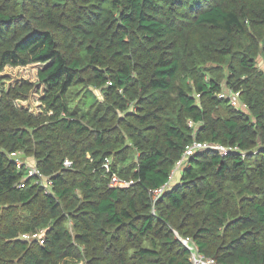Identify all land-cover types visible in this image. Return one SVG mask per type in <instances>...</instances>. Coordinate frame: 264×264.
Wrapping results in <instances>:
<instances>
[{"label":"trees","instance_id":"obj_1","mask_svg":"<svg viewBox=\"0 0 264 264\" xmlns=\"http://www.w3.org/2000/svg\"><path fill=\"white\" fill-rule=\"evenodd\" d=\"M259 60L264 0H0V84L43 66L1 92L0 264H192L179 237L264 264ZM38 85L36 115L17 103ZM194 143L228 152L194 153L173 184ZM18 153L52 185L19 188Z\"/></svg>","mask_w":264,"mask_h":264},{"label":"built area","instance_id":"obj_2","mask_svg":"<svg viewBox=\"0 0 264 264\" xmlns=\"http://www.w3.org/2000/svg\"><path fill=\"white\" fill-rule=\"evenodd\" d=\"M264 69V67H263ZM220 97L223 99H228V101L231 102V104L237 108L240 109V104L238 102V97L239 94L238 93H234V92H228V93H222L220 94ZM190 126L194 127L193 123L190 122ZM210 146L207 145H203V144H199V143H194V145H192L185 153L183 159L181 161H179L174 174L179 172V170L184 166L185 164V160L192 156L194 153L198 152V151H202L204 149H207ZM211 149H214L216 151H220L222 154H227L228 149H226L223 146H211ZM12 160H14L18 166L20 167H25V176H24V180L19 184V188L24 187V183L26 182V180L34 178V180L36 181L37 184H41L42 182H46L47 186H51L52 185V181L49 178H46L37 168L35 163H31L28 160V163H25L24 161H22V156L20 155V153L18 154H13L11 156ZM73 166V163L70 160H66L64 163V167L65 168H71ZM105 168L109 169V160L108 162L104 165ZM174 174L172 175V178L174 176ZM131 185V183L129 182H123L121 180H119L117 177H114L110 183V186L112 188H128ZM167 187V186H166ZM166 187H163L157 191L154 192V198L155 200H157L162 194L163 192H165ZM169 187V186H168ZM44 231H42L41 233L32 236V235H24L22 237V239L25 240H30V239H40L41 243H43V238H44ZM182 244L187 248V250L190 253V260L192 262V264H217L213 259L207 258L205 255H203L198 247L196 246V244L190 240V239H184L179 237Z\"/></svg>","mask_w":264,"mask_h":264},{"label":"rangeland","instance_id":"obj_3","mask_svg":"<svg viewBox=\"0 0 264 264\" xmlns=\"http://www.w3.org/2000/svg\"><path fill=\"white\" fill-rule=\"evenodd\" d=\"M259 67H264V62L259 60ZM43 66L41 65H30L27 67H6L5 70L1 73V76L4 78L0 84V99L2 96L3 91L7 90L8 88L14 87L20 84L23 81H30L33 83H38V71ZM42 89L38 85L37 89L32 94L30 100L28 101H19L17 104L22 108L29 109L32 113L38 115L40 111V99L42 98ZM22 155V153H20ZM22 161L28 163V159L22 158ZM29 162H33L30 159ZM35 163V162H34ZM179 172L174 174V179H177L173 182V184H177L179 181ZM41 186L47 187L46 182H42Z\"/></svg>","mask_w":264,"mask_h":264},{"label":"crops","instance_id":"obj_4","mask_svg":"<svg viewBox=\"0 0 264 264\" xmlns=\"http://www.w3.org/2000/svg\"><path fill=\"white\" fill-rule=\"evenodd\" d=\"M31 163H34V161H33V162H31Z\"/></svg>","mask_w":264,"mask_h":264}]
</instances>
